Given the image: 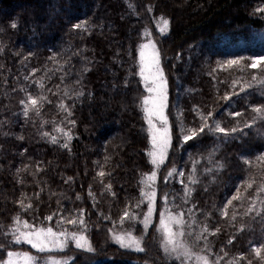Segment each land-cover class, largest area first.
I'll use <instances>...</instances> for the list:
<instances>
[{
  "label": "trees",
  "instance_id": "obj_1",
  "mask_svg": "<svg viewBox=\"0 0 264 264\" xmlns=\"http://www.w3.org/2000/svg\"><path fill=\"white\" fill-rule=\"evenodd\" d=\"M260 7H264V0H0V243L11 240L2 233L9 231L12 217L21 212L18 200L26 196L25 202L30 201L34 211L23 214V218L37 226L44 217L56 213L52 221L44 223L59 230L60 214L67 218L84 210L86 235L95 252H82L70 243L64 253L53 255L75 256V264H178L163 254L155 230L163 207L161 194L170 192L169 200L174 196L175 203L169 207L185 212L189 223L194 218L196 231L203 224L210 230L220 229L216 235L207 236L210 259L221 256L220 264H228L244 256L239 264H248L249 260L260 264L251 249L264 242V193L259 199L256 193L264 174V162L256 160L264 153V121L229 137L204 133L184 143L178 139L177 119L182 113L183 125L194 127L200 123L198 111L213 110L215 119L225 128L237 121L241 127L245 120L251 122V107L264 104L261 86L254 83L240 92V85L233 88L232 81L243 77V83L252 75L259 77L260 68L246 67L250 60L242 62L243 71L236 66L221 68L218 62L264 55V13L255 11ZM157 17L169 20L164 34L157 28ZM81 20L88 22V30H73L72 24ZM13 22L17 24L15 29L10 26ZM144 28L157 46L167 80L165 114L172 144L158 169L154 185L158 211L147 233L142 223L126 220L123 225L138 237L144 235L146 251L138 253L119 248L108 230L113 222L114 231L121 229L119 220L126 208L140 219L147 211L146 204L135 207L140 198L139 182L153 170L141 107L146 91L138 67ZM54 54H58L59 63L49 59ZM39 83H43V89ZM21 88L52 101L43 102L40 117L34 113L24 117L20 101L26 97ZM66 88L71 99L63 94ZM233 91L239 95H231L229 101L222 99ZM80 92L83 95H78ZM61 100L73 113L67 119L57 107ZM230 111L244 115L231 117L227 115ZM56 127L71 133L68 149L61 146L65 137L55 131ZM44 132L50 135L42 136ZM50 136H56L57 143H51ZM213 149L215 154L209 162L207 157ZM193 159L199 161V183L190 185L194 191L190 202L184 204L180 180L188 183ZM245 159L252 164H244ZM218 163L223 164L222 170ZM173 167L185 175L170 177L165 185L164 176ZM206 168L213 171L205 174ZM101 170L111 175L101 178L97 175ZM250 175L255 176L256 184L245 191ZM107 184L115 195L106 191ZM237 188L241 199L228 207V217L221 216L219 209ZM89 190L94 198L88 195ZM249 207H253L251 212ZM189 208L193 209L191 215ZM101 213L110 219L102 218ZM233 213L235 220L231 219ZM63 227L77 230L71 224ZM8 250L36 254L24 243L11 244ZM0 258H6L3 249Z\"/></svg>",
  "mask_w": 264,
  "mask_h": 264
},
{
  "label": "snow or ice",
  "instance_id": "obj_2",
  "mask_svg": "<svg viewBox=\"0 0 264 264\" xmlns=\"http://www.w3.org/2000/svg\"><path fill=\"white\" fill-rule=\"evenodd\" d=\"M149 11H151V8H149ZM255 11L258 13H264V7L257 8ZM87 23V21L81 20L72 24V29L87 31ZM10 26L15 29L17 24L13 22ZM157 28L161 34H164L169 28V20L160 17L157 22ZM2 30L3 29H0V31ZM150 35L151 33L145 29V36ZM149 49L151 50L150 52ZM57 55L58 54H54L49 57V59L59 63V61L56 60ZM25 59H27V57H25ZM246 60L251 61L246 67L253 69L259 67L261 75L259 77L257 75H252L250 81H244L243 83H241L243 77H241L240 80H233L232 86L235 88V86L239 84L240 92H245L246 89L252 88L254 83L259 84L261 86L260 95L264 97V55L252 57L241 56L225 62H218V66L221 68H232L233 66H236L243 71L244 65H242V62ZM65 63H69V61H65ZM86 70L87 69H85V71ZM213 71H215V69H213ZM66 76L67 73H65V76L61 77V81H63ZM139 76L143 81L144 89L147 93V95L143 96L141 100V107L144 113V120L148 125L147 131L151 143V150L147 155L150 158V163L153 165V170L150 173H145L144 178L139 182L141 185L140 198L137 200L135 207L140 208L142 204H146L147 211L141 213L142 219H140L134 211H130L126 208L119 220L121 229L119 231H114L116 222H113V228H110L108 231L111 240L118 245L119 248L143 253L146 251L144 235L142 234L138 237L134 234L133 230L125 229L123 228V225L126 220L129 222L136 221L143 224L144 233H147V230L152 223L153 216L158 211L156 207L157 191L154 187L157 180L158 169L165 163L168 149L172 144L171 128L169 126L168 116L165 114V109L168 107L167 80L164 77L163 69L160 66L159 52L156 49L155 43L151 40H149L148 43L140 45ZM25 80H28L27 76H25ZM34 83L37 82L34 81ZM76 83H79V80H77ZM39 87L43 89V83H39ZM20 91L24 92L26 97L20 101V104L23 106V115L25 118H28L30 113H34L36 117H40L43 102L47 101L48 103H52V101L48 100L43 94L33 95L24 88H21ZM49 91L51 90L49 89ZM53 94L55 95V93ZM63 94L68 99L72 98L70 90L67 88ZM78 95H83V93L80 92ZM231 95H239V93H236L235 91L231 94L226 93L222 99L229 101ZM57 107L65 114V119L72 116L73 113L71 107L65 104L63 100L60 101ZM193 111H197V109L193 108ZM250 111L252 113L250 123L245 120L243 122V127H241L240 122L237 121L231 128H225L222 126V121L215 119L213 110H209L207 113L202 110L198 111L197 114L200 123L198 126L194 127H185L183 121L180 119V116H182V113H180L177 118L180 126V136L178 139H182L184 143H188L189 141L199 139L201 134L204 133L213 136L222 134L224 137H229L238 132L242 133L244 128H252L257 121H264V104L252 106ZM227 115L231 117H242L244 113L230 111ZM68 122L73 125L75 124L74 120H68ZM46 123H48V121L42 122V124ZM53 123L55 122L53 121ZM55 131L63 134L65 137V143L61 146L68 149L69 142L73 138L71 133L65 131L61 127H56ZM49 135L50 134L47 132L42 133V136L47 137ZM20 139H22V137H20ZM50 142L53 144L57 143V137L50 136ZM214 154L215 149H213L207 157L209 162L212 161ZM107 159H109V157H105V160ZM256 160L264 162V153L258 155ZM243 162L246 165L252 164V161L248 159H245ZM198 163V160H192V168L187 178V184H185L183 179L180 180V183L183 185V196L181 199L184 204L190 202L189 198L194 191L190 185H196L199 183V179L196 175ZM217 167L222 170L223 164L218 163ZM19 171L20 170H18V172ZM204 171L205 174H209L213 170L211 168H206ZM97 175L103 178L105 175H111V173H105L101 170ZM184 175L183 171H178L173 167L164 176V184H168L170 177L178 176L183 178ZM100 183L103 184V179H101ZM254 184H256V178L254 175H250L244 184L245 191L251 189ZM104 187L106 191L111 193V184L104 185ZM240 192V188H237L236 194L233 195L221 209H219L221 216H229L228 207L233 205V201L241 199ZM256 193L257 199H259L260 193H264V174H262V182L257 187ZM111 194L115 195V193ZM88 195L94 198V194L91 190H89ZM170 196H172V193L170 192H163L161 194L163 207L162 210H159V222L155 229L160 235L159 247L163 254L166 257L177 261L178 264H220V260H222L223 257L218 256L215 260L210 259L211 248L207 241L208 235H216L220 229L217 227L215 230H210L207 224H203L198 226L199 231H196L194 228L196 220L194 218L191 220V223H189V221L185 220V212H174L169 207L170 203H175V197L173 196L170 201ZM36 198L39 199V194H36ZM77 199H80V197L78 196ZM26 200H28L26 196H23V198L18 200L21 212L12 217V225L9 226V231L2 233L5 238L11 236V240L8 244L0 243V249L6 251V258H0V264H75V256L69 257L65 255L61 257L53 255V253H64L65 250L69 248L70 243L74 244L75 249L81 250L82 252L89 254L95 252L91 240L86 235L88 229L84 219L83 209L78 210L76 215H70L67 218L60 214L57 220L59 230H54L53 226L45 224L44 221H52L53 217L57 215L56 213L44 217L40 226L23 218V214L34 211L33 204L30 201L26 203ZM261 203L264 204V201H261ZM177 207L179 206L177 205ZM194 207L195 205H193V208ZM252 210L253 207L248 208V212H251ZM192 211L193 209L189 208L188 214L191 215ZM100 215L104 219H110V217H105L103 213ZM33 219L35 220L36 217ZM231 219H236L235 213L232 214ZM65 224H71L76 227L77 230L71 231L63 227ZM201 241L204 242L203 246L198 249ZM21 243L30 245L31 249H34L36 254H32L29 251L8 250L11 244ZM228 243L231 244L232 240H229ZM221 251H223V249H221ZM251 252L254 253L255 258L260 261V264H264V242L260 243L258 247H253ZM224 255L227 256V253L225 252ZM244 258V256H240L234 260L228 261V264H239V261ZM248 264H252V261L249 260Z\"/></svg>",
  "mask_w": 264,
  "mask_h": 264
},
{
  "label": "rangeland",
  "instance_id": "obj_3",
  "mask_svg": "<svg viewBox=\"0 0 264 264\" xmlns=\"http://www.w3.org/2000/svg\"><path fill=\"white\" fill-rule=\"evenodd\" d=\"M159 19H160V17H157V20L159 21ZM145 29L146 28H144L143 29V31H142V34H143V37H142V40H141V42H140V44H139V48H138V50L140 49V45L141 44H145V43H148V41L149 40H151L152 42H154L153 41V39L150 37V36H145ZM156 45V44H155ZM156 49H157V46H156ZM158 50V49H157ZM151 50L149 49V52H150ZM160 66H161V64H160ZM138 67H139V56H138ZM161 68H162V66H161ZM163 73H164V71H163ZM164 77H165V74H164ZM141 78V77H140ZM166 78V77H165ZM145 95H147V93L145 94ZM144 114V113H143ZM147 128H148V125H147ZM150 150H151V148H150ZM213 260V259H212Z\"/></svg>",
  "mask_w": 264,
  "mask_h": 264
}]
</instances>
